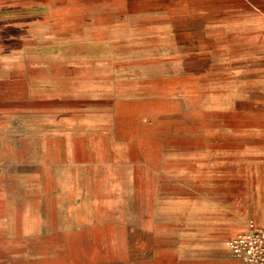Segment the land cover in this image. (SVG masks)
I'll return each mask as SVG.
<instances>
[{"label":"rangeland","instance_id":"rangeland-1","mask_svg":"<svg viewBox=\"0 0 264 264\" xmlns=\"http://www.w3.org/2000/svg\"><path fill=\"white\" fill-rule=\"evenodd\" d=\"M253 2L0 0V264H244L228 241L264 225L242 170L264 150Z\"/></svg>","mask_w":264,"mask_h":264},{"label":"built area","instance_id":"built-area-1","mask_svg":"<svg viewBox=\"0 0 264 264\" xmlns=\"http://www.w3.org/2000/svg\"><path fill=\"white\" fill-rule=\"evenodd\" d=\"M228 247L244 264H264V225L248 226L230 238Z\"/></svg>","mask_w":264,"mask_h":264},{"label":"crops","instance_id":"crops-1","mask_svg":"<svg viewBox=\"0 0 264 264\" xmlns=\"http://www.w3.org/2000/svg\"><path fill=\"white\" fill-rule=\"evenodd\" d=\"M244 1V3L249 6V8H251L252 10L258 9L259 6L257 4H255L253 1L255 0H242ZM258 25H249L247 30L248 32L252 33V32H257ZM259 154L261 155L260 158V162L257 164H253L252 161L248 162L247 164H243L242 166L244 167L242 170L251 177L255 178V191L259 190L260 193L264 192V150H260ZM257 160V159H256ZM262 199V198H260ZM260 202V200H259ZM261 203V202H260ZM259 203V205H260ZM264 214V212H262ZM196 228L193 229L192 232H190V239H196V240H200L204 243H206V245H210L211 241H214L217 239V236L215 234H213V232L209 229H207L204 225H198L195 226ZM233 264H236V261L233 260L232 261Z\"/></svg>","mask_w":264,"mask_h":264},{"label":"bare ground","instance_id":"bare-ground-1","mask_svg":"<svg viewBox=\"0 0 264 264\" xmlns=\"http://www.w3.org/2000/svg\"><path fill=\"white\" fill-rule=\"evenodd\" d=\"M259 225H262V224H259ZM248 226H253L252 224L248 225Z\"/></svg>","mask_w":264,"mask_h":264}]
</instances>
